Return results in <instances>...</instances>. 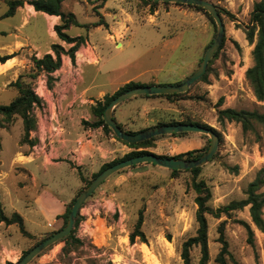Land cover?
Returning a JSON list of instances; mask_svg holds the SVG:
<instances>
[{
  "label": "rangeland",
  "instance_id": "rangeland-1",
  "mask_svg": "<svg viewBox=\"0 0 264 264\" xmlns=\"http://www.w3.org/2000/svg\"><path fill=\"white\" fill-rule=\"evenodd\" d=\"M11 1L0 0V56L16 54L10 58L9 68L0 70V105L11 103L19 94L18 88L11 84L20 75L25 83L38 90L41 103H34L29 109L35 126L28 135L21 115L4 119L0 125V148L3 145L6 168L14 158L12 186L16 188L12 190L10 201L17 207L7 202L6 211L12 215L14 210H19L29 219L27 229L34 234L44 232L46 237L53 229L45 225L40 209L33 202L31 206L25 192L15 184L25 178L20 172L24 164L32 160L29 155L36 144L44 145L46 153L58 150L71 154L80 149L84 154L85 149L80 145L85 141L83 131L89 126L86 122L90 121L79 116L77 121L81 124L67 127L63 125L62 110L72 106L81 108L84 116L89 113L95 120L92 106L119 90L129 79L144 85L182 82L199 67L217 35L218 25L204 11L188 5L108 0L107 7L99 9L109 23L108 28L72 25L63 30L71 36L86 38L72 58L67 51L74 43L62 40L57 32L53 37L42 15L32 17L22 28H17L22 20L21 12L4 17ZM210 1L220 8L226 31L223 43L209 63L207 78L195 82L179 97L165 98L171 106L163 101L155 112L151 105L132 106L133 101L129 100L124 101L120 110L123 109L126 119H135L134 129L139 125L143 126L142 130L155 127L144 128L156 123L150 120L152 116L166 123L191 120L211 125L220 135V144L214 158L201 166L197 179L205 180L210 186L213 195L209 204L218 208L246 198L249 184L264 166L262 125L256 124L254 129L245 132L240 122L221 123L219 110L230 107L264 112V100L258 99L247 78V70L254 64L256 40L251 43L245 31L251 23L254 5L260 0ZM66 4L67 13L74 12L80 22L99 20L88 0H66ZM119 40L123 46L117 45ZM54 43L59 45L62 54L61 67L52 74L39 71L34 57L52 53L57 58ZM17 46L22 48L17 50ZM210 144L209 134L188 132L181 136L173 133L157 136L153 146L138 150L174 156L197 148L206 151ZM135 149L125 144L112 158L120 159ZM93 170V167H85L83 175L87 180L94 179ZM70 179L69 173H64L59 179L56 177L55 182L57 186L69 184ZM193 179L191 171L175 172L153 163H141L111 175L83 205L86 213L75 230L81 241L68 244L59 240L29 264H184L182 245L196 235L198 229ZM141 210H144L142 230L147 242L137 237L133 243L130 235ZM237 220L251 224L254 244L249 242L247 227ZM208 221L210 260L207 264H217L215 259L222 246L218 241V227L222 221L226 222V237L237 262L264 264V230L252 222L249 206L234 211L231 217L208 215ZM41 239L25 236L17 223L0 222V264L18 262ZM191 254L193 264H199L200 247H193Z\"/></svg>",
  "mask_w": 264,
  "mask_h": 264
},
{
  "label": "trees",
  "instance_id": "trees-1",
  "mask_svg": "<svg viewBox=\"0 0 264 264\" xmlns=\"http://www.w3.org/2000/svg\"><path fill=\"white\" fill-rule=\"evenodd\" d=\"M63 1L64 0H13L11 1L10 8L4 17H11L15 15L18 7L23 6L25 2H28L31 5H34L37 11H43L51 15H60L62 23L57 24L55 26V30L62 40L68 43H74L72 48L69 51H67V53L72 58H75V52L79 49V47L82 44L86 42V38L82 35L71 36L70 34L64 32L63 30L64 29L68 30L72 25L86 27V28L98 27V26L104 25L108 28L109 23L105 19V16L99 11L101 7L105 6L107 0H88L92 2L94 10L97 12L99 16V20L93 23H82L76 18V15L74 12L67 13L63 11L62 10ZM143 1L148 3L149 5H154V4H158L161 2V1H154V0H143ZM163 3L169 4L170 2H163ZM175 4L188 5L191 7H195L198 10L204 11L207 15H209L213 19V16L205 8L201 6L191 5V4H181V3H175ZM245 31L247 33V38L251 43H255V40H256L255 47L253 50L254 64L247 70V78L253 85L255 94L258 97V99L263 101L264 100V0H260L255 3L254 10L252 13V18H251V23L249 26H246ZM256 36H257V39H256ZM52 47L57 52V58H55L52 53H46L44 57L42 58H38L37 56L34 57L33 59L34 63L36 67L39 69V71L46 70L49 74H52L53 72H55L57 69L61 67L62 54L58 50L59 45L54 43ZM15 55L16 54L0 56V62L5 63L7 62V60L14 57ZM206 78H207V71L199 80L201 79L204 80ZM185 80H183L182 82H184ZM150 84H156V83H150ZM11 85L18 88L19 94L16 96V98L11 103L0 105V125L3 124L4 119L11 120L14 115L16 114L21 115L23 117L25 130L28 135L29 132L32 130V128L35 126V120L30 118L28 114L29 109L34 105V103H41V99L36 94L35 89H33L30 85H28L22 80V75H20L18 79L15 82H13ZM138 85H144V84L136 83L134 81L128 82L124 86H122L119 90H117L113 95L107 94L104 100H98L97 104L92 106V112L95 116V120L92 122H86V123H88L89 125L93 127L103 126L106 132L113 133L114 136L118 140L124 142L129 147L136 148L135 150H132L131 152L125 154V156L120 159H114L111 162L105 163L101 167L99 172L94 174L93 176L94 178L101 171H103L105 168H107L111 164H114L116 162H119L127 158H131L137 155L147 154L151 152L147 149H142V150H138V149L148 148V147L153 146V143L157 139V136L152 137L150 139H146L141 142H136V143L127 142L125 140H122L118 136H116L112 128L106 123L104 119L105 108L113 100V98H115L122 92L130 88H133L135 86H138ZM182 94L184 93L154 94V95L146 94L144 96L164 97L170 100V99L179 97ZM218 119L221 123H224L227 120L240 122L245 132L251 129H254L256 124L262 125V127L264 128V112H261L258 110L251 111V110H245V109L237 110L235 108H230V107L224 108V109L219 110ZM177 123H195V124H201V125L207 126L209 128H213L211 125L199 123V122L191 121V120L170 121L168 123L160 121L155 126L164 125V124H177ZM122 128L125 129L123 126ZM128 131L133 132V133L138 132V131H133V130H128ZM187 133L188 132H181V133H174V134L182 136ZM208 148L206 149L208 150ZM206 151L205 150L203 151V149H199V148L191 149L186 152H182L180 154L174 155V157L179 158V159H196L202 156ZM163 156H167V155H163ZM137 165H133L130 167H136ZM201 168L202 167H196L193 169H185V170L191 171L194 175L193 187L195 191L197 192L195 202L198 205V208L196 211V220L198 222V229H197L196 235L188 238L186 241H184L182 245L181 257L183 259L184 264H193L191 252H192L193 247L195 246L200 247L201 256L199 259V264H207L210 260L208 215H212L215 218H221L223 215L231 217L234 211L242 210L245 207L249 206L252 222L259 229L264 230V190H262L264 188V166L258 171L256 178L249 184L246 198L242 200H233L229 204L218 207V208H215L209 204V201L211 200L212 195H213L210 186L207 184L205 180L197 179L201 171ZM125 169L126 168L118 171L117 173H120L124 171ZM173 171L179 172L181 170L173 169ZM80 176L84 180L85 186L80 190L79 194L92 181V179L87 180L81 171H80ZM77 197L74 198V200L67 207V211L65 212L63 216L64 217L63 227L68 223L70 212L72 210V207ZM82 219H83V216L81 215V212H80L78 215L75 227L72 230V232L69 235L62 238L60 241L64 240L68 244L73 243V242L74 243L80 242L81 240L78 239L75 235V230ZM237 221H239L240 223H242L243 225L247 227L248 233H249V242L251 244H254L255 243V232L251 224L246 222L245 220H237ZM0 222H5L8 225L17 223L19 225L21 232L25 236L35 237V235L30 233L26 229L22 216L17 212H15L12 216H8L4 213L2 209H0ZM143 223H144V210H141L139 213V218L134 228V231L130 235L131 242L134 243L137 237H140L143 242H147L146 234L142 230ZM56 231L50 232L46 235V237L45 236L44 237L47 238L53 235ZM218 232H219L218 241L222 244V246H221L219 253L216 256V259H215L216 263L217 264H240L239 262H237V260L234 258V256L232 255L230 251L229 242L226 237V222L225 221H222L220 223L218 227ZM45 238L42 237V239L38 241L36 244L43 241ZM28 251H26L25 254ZM230 261H232V263ZM9 264H13V262H9Z\"/></svg>",
  "mask_w": 264,
  "mask_h": 264
},
{
  "label": "crops",
  "instance_id": "crops-1",
  "mask_svg": "<svg viewBox=\"0 0 264 264\" xmlns=\"http://www.w3.org/2000/svg\"><path fill=\"white\" fill-rule=\"evenodd\" d=\"M107 1L105 7H107L108 4ZM66 6H67L66 0H64L62 3V10L65 12H67L65 10ZM18 12L22 13V20L20 25L17 26V28H20L21 25L23 26L27 25L32 17L42 15L47 21L51 35L55 37L56 30L54 28L57 24H60L61 21L60 15H51L43 11H37L34 5H31L28 2H25L23 6L18 7L16 14ZM99 27L100 26H98V28ZM118 31L119 30H115V32ZM17 37H19V35H17ZM27 38L29 39V41L31 40L29 36ZM19 43L24 47L25 44L23 42L17 41V44ZM29 45L30 43L27 44V46ZM32 45L35 46L34 44ZM117 45L123 46L122 41L119 40ZM20 48H22V46H19L17 50H20ZM9 61L11 60L9 59L5 63L0 62V70H2L3 68L8 69L11 63ZM1 73L2 72H0V75H2ZM131 81L133 80L129 79L126 83ZM126 100L133 101L132 106H141L143 104H144L143 106L151 105L153 106L152 108L155 109L154 112L156 110H159L158 105L161 102L163 101L168 102L167 100H165L164 97H147L144 95L133 96ZM144 100H146L147 102ZM124 101H122L120 104H118L115 107L113 112L115 119L123 127L125 126L126 128H129V129L125 128L126 130H133V131L142 130L143 126L140 127L141 125H139L138 129L133 128V126H136L134 124L135 123L134 118L130 117L126 119V117H124L123 109L120 110ZM155 103L157 106L155 105ZM168 106H171L169 102H168ZM175 106H177V103H175ZM119 110L120 112H118ZM61 113H63L62 116L63 125L67 127L71 125L72 126L78 125L76 123L81 124V122L77 121V117L79 116L87 121L90 122L94 121L93 116L91 114L86 113L84 116V114H82L81 108H76V107L74 108L73 106L72 108H66V110H62ZM148 114H151V112H148ZM156 118L157 117L152 116L150 120L155 121L156 123L160 122V120ZM156 123L153 122L151 125L148 124L144 126V128L148 126L149 127L155 126ZM83 132H84L83 134L84 137H82V139L85 138L84 139L85 141L80 145V147H82L81 148L82 150L83 148L85 149L84 154L80 152V149L79 150L76 149L75 152L71 154H64L58 152V150L57 151L51 150L48 153L45 152L41 155H38L37 158L35 159L32 158L31 161H28L24 164L23 169L20 173H23L25 175V178L19 179L18 182H16L15 184L20 186V188L25 192L27 199L31 201V206L33 202L37 206V208L40 209L41 213L45 217V221H46L45 225L49 228H52L53 231L59 230L63 227L64 225L63 216L67 211L68 205L74 200V198L79 196L80 190L85 186V182L80 176V171L83 173L85 167L86 168L93 167L94 169L93 171L95 173L99 172V170L105 163H108L111 160H113L112 156L114 155V153L118 150L123 149V147L125 146V144L122 141L118 140L113 133L106 132L103 126L93 127L89 125L84 129ZM2 147L3 145L0 148V203H1V209L4 211L6 215H8L6 211L7 202H10L13 208L17 207V205L12 204V202L10 201L12 190L16 188L12 186V173H13L12 169H14V167L12 166H13L14 158L11 159L9 168H6L5 165L7 163L5 158L2 157ZM98 167L99 170H96V168ZM64 173H69V175L71 176L69 184H58L57 186L55 182V178L57 177L59 179L61 175ZM26 207L27 208L30 207V204H26ZM82 208L80 211L81 215H85L86 212L84 211L86 210V207H84L83 209ZM15 212L19 213L22 216L27 229V221L29 220L27 216H25V214L21 213L19 210H14L12 215ZM12 215H8V216H12ZM28 231L39 238L45 236L44 232H41L39 234H34L30 230Z\"/></svg>",
  "mask_w": 264,
  "mask_h": 264
},
{
  "label": "water",
  "instance_id": "water-1",
  "mask_svg": "<svg viewBox=\"0 0 264 264\" xmlns=\"http://www.w3.org/2000/svg\"><path fill=\"white\" fill-rule=\"evenodd\" d=\"M154 1L191 4L205 8L217 22V35L212 44L209 46L208 50L206 51L205 56L202 62L200 63L199 67L184 82L178 84H146L130 88L113 98V100L106 106L104 111V119L106 123L112 128L116 136H118L122 140L131 143L141 142L155 136L181 132H202L205 134H209L211 137V144L208 150L202 156L196 159H179L174 156H163L155 152H150L147 154H141L131 158H127L109 165L107 168L101 171L90 182V184L86 186L84 190L79 194L70 212L68 223L60 230H57L53 235L45 238L43 241L34 245L18 262H14L13 264H29L45 249H47L57 241L61 240L65 236L69 235L75 227L78 215L84 203L111 175L117 173L118 171L141 163H154L169 169H193L205 165L214 158L220 144V135L213 128H209L207 126L195 123H177L158 125L152 128H148L146 130L133 133L123 129L114 117L113 112L115 107L122 101L130 97L146 94L154 95L182 93L188 91L191 86L206 73L211 59L214 57L215 53L218 51L221 44L223 43L226 28L222 15L220 13V8L215 3L211 2L210 0Z\"/></svg>",
  "mask_w": 264,
  "mask_h": 264
},
{
  "label": "built area",
  "instance_id": "built-area-1",
  "mask_svg": "<svg viewBox=\"0 0 264 264\" xmlns=\"http://www.w3.org/2000/svg\"><path fill=\"white\" fill-rule=\"evenodd\" d=\"M35 92H36V94H38V95L41 96V94H39L38 90H35ZM44 152H45V146L42 145V146L39 147V145L36 144V145L33 146L32 154L29 155V156H32V158L35 159V158L38 157V155H41V154H43ZM83 208H84V207H83ZM83 208H82V209H83Z\"/></svg>",
  "mask_w": 264,
  "mask_h": 264
}]
</instances>
